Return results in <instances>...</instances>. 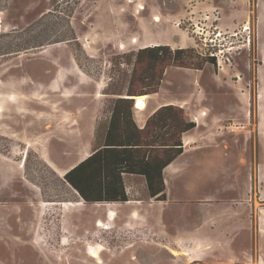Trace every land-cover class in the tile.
<instances>
[{
    "label": "rangeland",
    "instance_id": "rangeland-1",
    "mask_svg": "<svg viewBox=\"0 0 264 264\" xmlns=\"http://www.w3.org/2000/svg\"><path fill=\"white\" fill-rule=\"evenodd\" d=\"M259 9L264 0H0V264H264ZM154 43L215 57L167 67L147 104L203 114L217 149L165 201L136 182L123 204H86L63 176L96 148L112 102L149 89L135 55ZM99 246L101 263L89 254Z\"/></svg>",
    "mask_w": 264,
    "mask_h": 264
},
{
    "label": "trees",
    "instance_id": "trees-1",
    "mask_svg": "<svg viewBox=\"0 0 264 264\" xmlns=\"http://www.w3.org/2000/svg\"><path fill=\"white\" fill-rule=\"evenodd\" d=\"M206 63L215 66V57H201L195 49L155 45L138 50V77L149 80V89L140 94L129 89L125 97L112 102L107 123L96 133V148L63 176L84 203L127 202L126 175L143 177L148 196L166 200L163 170L183 153L182 135L196 125L186 119L182 108L164 105L140 129L133 119L132 98L157 93L167 67L202 70ZM136 76L133 73L132 79Z\"/></svg>",
    "mask_w": 264,
    "mask_h": 264
},
{
    "label": "crops",
    "instance_id": "crops-1",
    "mask_svg": "<svg viewBox=\"0 0 264 264\" xmlns=\"http://www.w3.org/2000/svg\"><path fill=\"white\" fill-rule=\"evenodd\" d=\"M263 9H259V18H262L261 16H264ZM263 23L264 21L259 20V25ZM259 37V34H258ZM156 45H161L160 43H154ZM168 45V43H166ZM147 47V46H146ZM144 48V47H143ZM260 59L262 62H264V47L261 48L260 51ZM148 99V98H147ZM164 105H174L185 109L184 104H179L174 101H163L159 102L157 104H154L151 107H148L147 100H146V109L142 112H139L135 108V97H134V108H133V119L137 126L142 129L145 126L146 120L161 106ZM259 110V108H258ZM203 114H199V112H196V114H192L189 121H192L195 123V128L189 132H186L182 135V142H183V153L177 157L171 164H169L164 170H163V179L165 184V193L167 199L169 198V192L172 195L171 191H173V188L178 189V191L181 192L182 189L188 188L190 185L188 184V180L192 177H194L193 173L197 174V171L200 169L201 166L206 162L205 160L202 162L201 160H197L196 158H204V151H215V147L211 145V138H212V130L210 129H203L201 128V118ZM201 121V123H200ZM261 127H258V134ZM186 141H189L187 144ZM198 150V151H197ZM204 152V153H202ZM211 153V152H210ZM91 153L84 156L79 162L84 160L86 157H88ZM201 156V157H200ZM197 161H194V160ZM79 162L74 164L72 167L77 165ZM71 167V168H72ZM70 168V169H71ZM69 170V169H68ZM67 170V171H68ZM66 171V172H67ZM65 172V173H66ZM193 175V176H192ZM196 179V177H194ZM216 178L218 180H221V176H219L218 172H216ZM125 180V186H126V192L128 194L129 189L132 188L131 183L134 184L136 182L140 183L143 187H145L144 179L141 176H135V175H126L124 176Z\"/></svg>",
    "mask_w": 264,
    "mask_h": 264
},
{
    "label": "bare ground",
    "instance_id": "bare-ground-1",
    "mask_svg": "<svg viewBox=\"0 0 264 264\" xmlns=\"http://www.w3.org/2000/svg\"><path fill=\"white\" fill-rule=\"evenodd\" d=\"M141 9H142V8H141ZM155 21H158V18H155ZM245 29H246V27H245ZM155 45H156V44H154L153 46H155ZM147 47H148V46H147ZM42 52H45V51H42ZM147 98H149L148 95H143V96H137V97H135V108H136L137 110H139V112H142L143 110L146 109V100H147ZM140 105H143V107H141ZM186 143L188 144L189 141H186ZM69 205H71V204L63 205V206H64V207H67V206H69ZM109 215H110V218L112 219L113 217H111V216L114 215L113 211H110V212H109ZM96 226L99 227V228H102V229H109V228H110V227H108V226H105V223H104L103 221H101V220H98V221L96 222ZM102 250H103V247H102V246H99V247L96 248V249H92V250H90V251H89V254H90V256L93 257V258H97V259H98V262L101 263V260H100V256H99V254L102 252ZM171 254L174 255V256L177 255V253H176L175 251H172Z\"/></svg>",
    "mask_w": 264,
    "mask_h": 264
},
{
    "label": "built area",
    "instance_id": "built-area-1",
    "mask_svg": "<svg viewBox=\"0 0 264 264\" xmlns=\"http://www.w3.org/2000/svg\"><path fill=\"white\" fill-rule=\"evenodd\" d=\"M226 131L233 133L235 131V127L233 125H229L226 129Z\"/></svg>",
    "mask_w": 264,
    "mask_h": 264
},
{
    "label": "water",
    "instance_id": "water-1",
    "mask_svg": "<svg viewBox=\"0 0 264 264\" xmlns=\"http://www.w3.org/2000/svg\"><path fill=\"white\" fill-rule=\"evenodd\" d=\"M134 100V97L132 98ZM76 193V191H74ZM77 194V193H76ZM80 198V197H79Z\"/></svg>",
    "mask_w": 264,
    "mask_h": 264
},
{
    "label": "snow or ice",
    "instance_id": "snow-or-ice-1",
    "mask_svg": "<svg viewBox=\"0 0 264 264\" xmlns=\"http://www.w3.org/2000/svg\"><path fill=\"white\" fill-rule=\"evenodd\" d=\"M141 107H143V105H140Z\"/></svg>",
    "mask_w": 264,
    "mask_h": 264
}]
</instances>
